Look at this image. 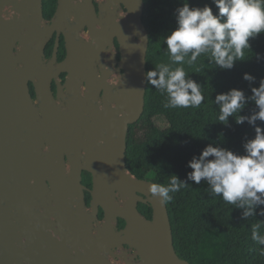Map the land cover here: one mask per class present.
Listing matches in <instances>:
<instances>
[{
  "label": "water",
  "instance_id": "water-1",
  "mask_svg": "<svg viewBox=\"0 0 264 264\" xmlns=\"http://www.w3.org/2000/svg\"><path fill=\"white\" fill-rule=\"evenodd\" d=\"M144 11V0H58L47 21L43 0H0V264H190L154 182L126 162L145 111Z\"/></svg>",
  "mask_w": 264,
  "mask_h": 264
},
{
  "label": "trees",
  "instance_id": "trees-1",
  "mask_svg": "<svg viewBox=\"0 0 264 264\" xmlns=\"http://www.w3.org/2000/svg\"><path fill=\"white\" fill-rule=\"evenodd\" d=\"M143 22L149 37L146 70H153L161 63H170L166 37L177 27L176 9L189 3L192 7L210 5L214 14L218 9L212 0H144ZM58 0H43L44 17L51 20L57 10ZM251 48L244 49L241 61L230 70L220 69L203 54L191 65L183 64L188 77L201 85L204 102L199 107L165 108L167 93L156 90L147 81L145 111L141 120L131 125L127 137L126 162L128 170L138 179L167 186L171 175L182 180L192 171L187 164L208 145L230 149L245 154L246 139L254 138L255 129L247 121L238 125L234 117L221 123L218 119L219 106L215 103L217 94L238 88L245 96H252V87H259L264 79V33L250 39ZM51 51H47L50 57ZM187 59V58H186ZM179 65H173L177 67ZM255 77L254 82L245 80L244 74ZM258 111L251 99L241 115ZM227 124V125H226ZM264 128V122L257 121ZM139 125L144 134L138 137ZM187 187L172 194L166 202L173 230L174 247L178 256L190 264H264V255L252 239V225L260 224L264 235V216L242 219V209L227 204L222 197L211 194L205 181L197 185L187 181ZM84 184L92 187L91 177L86 176ZM91 195L87 194V204ZM264 207V206H261ZM141 214L152 219L150 205L139 204ZM259 212V209L257 210ZM100 217H103L101 211ZM125 222L120 220V227Z\"/></svg>",
  "mask_w": 264,
  "mask_h": 264
},
{
  "label": "clouds",
  "instance_id": "clouds-1",
  "mask_svg": "<svg viewBox=\"0 0 264 264\" xmlns=\"http://www.w3.org/2000/svg\"><path fill=\"white\" fill-rule=\"evenodd\" d=\"M218 9L214 14L210 5L192 7L189 3L176 9L177 27L166 37L170 63H161L146 73L147 81L161 93H167L165 108L199 107L204 102L201 85L188 77L183 64L195 63L203 54L223 70H230L241 61L244 49L251 48L250 39L264 33V0H212ZM187 58V59H186ZM173 65H179L173 67ZM245 80L254 82L255 77L245 73ZM252 96L238 88L217 94L219 121L223 124L234 117L235 123L247 121L255 129V136L243 144L245 154L208 144L198 156L188 162L192 169L187 180L172 174L167 186L152 183L148 192L159 197L162 203L173 199L174 193L187 187V181L199 185L205 181L214 196L222 197L227 204L242 209V219L264 216V128L256 122H264V79L259 87H252ZM254 101L258 111L241 115L248 100ZM226 124V125H227ZM259 209V212L257 210ZM260 224L252 225V239L264 246ZM264 255V248L261 249Z\"/></svg>",
  "mask_w": 264,
  "mask_h": 264
},
{
  "label": "flooded vegetation",
  "instance_id": "flooded-vegetation-1",
  "mask_svg": "<svg viewBox=\"0 0 264 264\" xmlns=\"http://www.w3.org/2000/svg\"><path fill=\"white\" fill-rule=\"evenodd\" d=\"M96 4V7H97V11L99 10V5H98V3H95ZM58 7V6H57ZM54 17V16H53ZM52 20V19H51ZM51 20H49V21H51ZM48 21V20H47ZM55 39H56V35H54V37H53V39L50 41V43L47 45V47H46V50H45V54H46V58H47V60H50V59H52V55H53V51H54V46H55ZM116 43V48L118 49V53H119V46H118V44H117V42H115ZM49 50H52L51 51V55H50V57L48 56V54H47V51H49ZM65 57H66V43H65V38H64V36L63 35H61V37H60V41H59V51H58V59H57V61L58 62H61V61H63L64 59H65ZM118 58H119V55H118ZM66 74H62L60 77H61V80H62V84H64L65 83V81H66ZM113 80L111 81V84H113ZM52 89H53V93H54V95L56 96L57 95V90H58V86H57V84H56V81H54L53 83H52ZM30 90H31V94H32V96H33V98L36 100V94H35V92H34V88H33V85L31 84L30 85ZM86 176H89V177H91V175L90 174H88L87 172H83V182H84V179H85V177ZM84 184V183H83ZM86 185V184H85ZM89 189H91L92 187H90V186H88V185H86ZM87 194H90L89 192H86L85 193V195H86V203H87ZM88 205V204H87ZM88 207H90V205H88ZM139 207V206H138ZM101 215V211H100V213H99V216ZM143 215V214H142ZM144 216V215H143ZM146 217V216H145ZM103 218V217H102ZM101 217H100V219H102ZM149 220H151V219H149ZM119 224H120V221H119V223H118V230H123L124 228H125V225L123 226V227H120L119 226ZM125 249H127L128 250V247H125ZM129 253L130 254H134V250L132 251H129Z\"/></svg>",
  "mask_w": 264,
  "mask_h": 264
},
{
  "label": "rangeland",
  "instance_id": "rangeland-1",
  "mask_svg": "<svg viewBox=\"0 0 264 264\" xmlns=\"http://www.w3.org/2000/svg\"><path fill=\"white\" fill-rule=\"evenodd\" d=\"M137 132H138V137L139 136L142 137L143 134H144V126L143 125H139V128H138Z\"/></svg>",
  "mask_w": 264,
  "mask_h": 264
}]
</instances>
